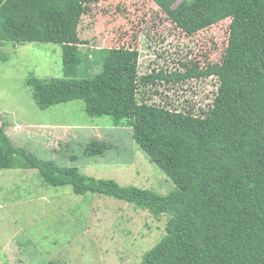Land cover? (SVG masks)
<instances>
[{"label":"trees","instance_id":"trees-1","mask_svg":"<svg viewBox=\"0 0 264 264\" xmlns=\"http://www.w3.org/2000/svg\"><path fill=\"white\" fill-rule=\"evenodd\" d=\"M148 2L188 38L227 23L220 60L202 65L178 60L139 75V52L130 46L128 28L119 34L121 44L115 36L120 45L80 49L76 36L88 11L72 0H0V46L59 42L63 77L26 82L36 106L46 110L82 100L89 117H110L113 126H127L174 190L163 196L85 176L75 166L15 146L4 123L0 171L36 170L47 186L114 198L157 220L165 216L163 238L140 264H264V0ZM0 58L6 57L0 52ZM83 61L101 64V71L75 79ZM193 81L212 87L205 96L210 100L197 111L172 108V99L158 88L182 87V95ZM84 148L82 157H101L112 149L96 140Z\"/></svg>","mask_w":264,"mask_h":264},{"label":"rangeland","instance_id":"rangeland-1","mask_svg":"<svg viewBox=\"0 0 264 264\" xmlns=\"http://www.w3.org/2000/svg\"><path fill=\"white\" fill-rule=\"evenodd\" d=\"M72 2L88 11L76 36L80 49L120 45L119 34L128 28L130 46L139 52V75L170 68L178 60L218 62L227 45V23L188 38L148 0ZM115 36L120 44L113 42ZM58 43L0 46L6 57L0 58V125L6 124L13 144L42 159L75 166L88 177L168 195L173 183L138 149L127 126H113L110 117H89L82 100L46 110L36 106L26 82L63 77ZM101 68L83 61L75 79H91ZM185 87L189 93L181 95L182 87L158 85L163 97L172 99V108H204L210 84L193 81ZM94 140L112 149L101 157H82L81 150ZM166 221L114 198L47 186L36 170L0 171V264H140L163 238Z\"/></svg>","mask_w":264,"mask_h":264}]
</instances>
